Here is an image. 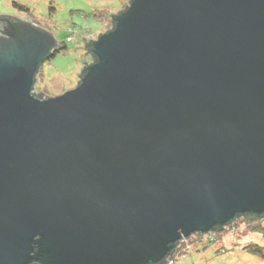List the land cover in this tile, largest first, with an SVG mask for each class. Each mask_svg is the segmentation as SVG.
Masks as SVG:
<instances>
[{"label": "water", "instance_id": "1", "mask_svg": "<svg viewBox=\"0 0 264 264\" xmlns=\"http://www.w3.org/2000/svg\"><path fill=\"white\" fill-rule=\"evenodd\" d=\"M19 19L0 15V264H158L264 214V0H132L43 99L57 40Z\"/></svg>", "mask_w": 264, "mask_h": 264}, {"label": "rangeland", "instance_id": "2", "mask_svg": "<svg viewBox=\"0 0 264 264\" xmlns=\"http://www.w3.org/2000/svg\"><path fill=\"white\" fill-rule=\"evenodd\" d=\"M129 0H0V15H12L45 29L60 47H66L53 58L45 60L38 70L35 92L54 98L73 89L79 81L78 73L85 65L79 62L87 52L84 41L98 38L111 29L112 15L126 7ZM25 7L28 11L17 8ZM70 37L71 41L66 38ZM85 63H92L90 55ZM244 227L242 226V229ZM241 229V230H242ZM228 235V234H227ZM252 239V240H251ZM264 247V237L252 235L249 238L225 236V253L219 256V248L200 251L193 245L192 236L184 240L187 259L178 264H264L259 258L242 250L248 241ZM200 251V252H199Z\"/></svg>", "mask_w": 264, "mask_h": 264}, {"label": "trees", "instance_id": "3", "mask_svg": "<svg viewBox=\"0 0 264 264\" xmlns=\"http://www.w3.org/2000/svg\"><path fill=\"white\" fill-rule=\"evenodd\" d=\"M129 6L126 8L121 9L117 14H115L112 17V26H113V20L117 18L118 15H120L122 12L126 11L132 2V0H129ZM17 8H20L21 10L28 11L25 7H22L20 5H16ZM20 20V19H19ZM30 25V23L28 22ZM32 27H34L38 31H43V33H47L45 30L40 29L38 26L33 25L31 23ZM112 29V28H111ZM69 37L66 38V40ZM68 41V40H67ZM92 41H88L87 44H85V51L90 55V58L92 59V64H94V58L90 53V45ZM66 47H60L55 43L54 47L50 50V54L45 60H49L50 58H53L57 53H61L64 51ZM44 60V61H45ZM85 65L89 66V63H86ZM91 65V64H90ZM88 66H84V68L81 71L80 80L82 77H84L86 73V68ZM39 73V72H38ZM37 73V74H38ZM37 83V80L35 79L34 82V88L32 91V96H35L36 98L43 99L41 94H36L35 92V85ZM242 226L244 227L242 229ZM242 229V230H241ZM228 234V235H227ZM261 235L264 237V214L261 215H251V214H245V215H237L233 221H231L229 224L224 225L222 227H214L211 232L207 234H195L192 235V239L194 240L193 245L198 249V247H202L200 251H206L209 248L212 247H218L219 248V256L225 253V246H223V238L226 236H234L236 238L241 237L242 239L249 238L252 235ZM252 240V239H251ZM186 246L184 245V240H180L175 248L167 255V257L161 261L158 264H178L181 260L187 259V255L189 253H186ZM242 250L245 252L251 254L252 256L259 258L261 261L264 262V247L260 246L259 244H255L252 241H248L244 247H242ZM199 251V252H200ZM30 264H36L35 262H31ZM182 264V263H181ZM192 264V263H190Z\"/></svg>", "mask_w": 264, "mask_h": 264}, {"label": "flooded vegetation", "instance_id": "4", "mask_svg": "<svg viewBox=\"0 0 264 264\" xmlns=\"http://www.w3.org/2000/svg\"><path fill=\"white\" fill-rule=\"evenodd\" d=\"M0 30H3V27H2V25H0ZM80 82V77H79V81H78V83ZM77 86H78V84H77Z\"/></svg>", "mask_w": 264, "mask_h": 264}, {"label": "clouds", "instance_id": "5", "mask_svg": "<svg viewBox=\"0 0 264 264\" xmlns=\"http://www.w3.org/2000/svg\"><path fill=\"white\" fill-rule=\"evenodd\" d=\"M111 26H112V25H111ZM111 28H113V26H112ZM68 39H70V37H69ZM68 39H67V40H68ZM68 41H71V40H68ZM41 66H42V65H41ZM39 69H40V68H39ZM36 75H37V74H36ZM36 80H37V77H36Z\"/></svg>", "mask_w": 264, "mask_h": 264}, {"label": "built area", "instance_id": "6", "mask_svg": "<svg viewBox=\"0 0 264 264\" xmlns=\"http://www.w3.org/2000/svg\"><path fill=\"white\" fill-rule=\"evenodd\" d=\"M68 40H70V39H68Z\"/></svg>", "mask_w": 264, "mask_h": 264}, {"label": "bare ground", "instance_id": "7", "mask_svg": "<svg viewBox=\"0 0 264 264\" xmlns=\"http://www.w3.org/2000/svg\"><path fill=\"white\" fill-rule=\"evenodd\" d=\"M38 73V72H37Z\"/></svg>", "mask_w": 264, "mask_h": 264}]
</instances>
